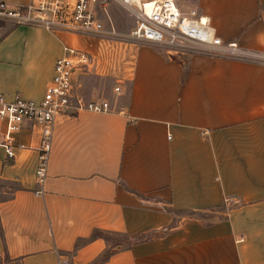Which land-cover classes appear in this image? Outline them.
<instances>
[{"label": "crops", "instance_id": "obj_1", "mask_svg": "<svg viewBox=\"0 0 264 264\" xmlns=\"http://www.w3.org/2000/svg\"><path fill=\"white\" fill-rule=\"evenodd\" d=\"M113 3L98 4L109 19L96 15L126 31L132 18ZM192 8L222 41L264 55V0H193ZM63 45L94 59L74 89L112 108L57 112L41 193L33 192L37 127L23 124L16 139L26 147L12 157L0 146L8 184L0 186V264H264V58L16 24L0 35V50L14 58L3 93L40 99ZM100 77L115 83L97 86ZM222 202L223 218L180 216L166 227L164 206Z\"/></svg>", "mask_w": 264, "mask_h": 264}, {"label": "built area", "instance_id": "obj_2", "mask_svg": "<svg viewBox=\"0 0 264 264\" xmlns=\"http://www.w3.org/2000/svg\"><path fill=\"white\" fill-rule=\"evenodd\" d=\"M132 18V25L117 32L106 26L93 10L95 0H29L11 3L0 0V22L38 25L45 29H63L80 34L123 36L124 38L155 43L171 50L194 49L228 56L264 58V55L240 49L234 41H222L207 17L190 8L180 11L175 0H113ZM104 0H100L103 7ZM104 9V8H103ZM93 57L81 48L63 45L62 53L52 64V72L38 100L0 92V146L7 157L13 156L14 147H26L18 142L16 134L25 122L38 131L34 166V193L42 192L51 143L54 117L58 111L85 108L92 111L111 110L107 99L85 100L74 89L75 75L92 68ZM115 94L120 91L116 84ZM60 264H67L65 258Z\"/></svg>", "mask_w": 264, "mask_h": 264}, {"label": "rangeland", "instance_id": "obj_3", "mask_svg": "<svg viewBox=\"0 0 264 264\" xmlns=\"http://www.w3.org/2000/svg\"><path fill=\"white\" fill-rule=\"evenodd\" d=\"M95 1L96 2L93 5L94 12L97 15L103 17V19H109V17L106 16L107 13H109V10H108L109 8L107 6H105V10H103L98 5L100 3V0H95ZM104 1L106 2V5H108L111 0H104ZM175 1L178 5L180 11H182V12H186L187 10L192 8V6H193V0H175ZM113 5H114V8L117 12L116 15H118V14L123 15L124 17L128 18L129 15L121 6H119L118 4H115V3H113ZM117 21L119 22L118 25L122 24L121 19H117ZM109 24H110V22H109ZM111 24L113 25L114 29L117 32H123L124 31L122 29L116 28L117 26L115 27L114 22H112ZM14 25H16V24H12L11 22H3V21L0 22V35H2L6 30L13 27ZM106 26H108V24ZM0 51H1V54H0L1 55V57H0V92L3 93V91H10L12 89L13 80H14V74H13L14 58H13V56L9 55V53H5V50H3V51L0 50ZM192 51H194V49L187 48V49L178 50V51H174V52H177V53L183 52L184 53V52H192ZM95 80H96L97 86H102V84H103L105 86V89L106 88L109 89L108 87H110L113 83H115L112 78H108V77H100V78L95 79ZM88 81L94 82V79L89 76V78L87 79V82ZM114 85H116V84H114ZM119 88H120V86H119ZM118 93L116 95H118ZM103 96H104V94H103ZM1 185H3V187H4V186H7L8 184L7 183H0V186ZM4 195H6L5 192L0 193V196H4ZM3 260H5V258H4V256H2L0 254V262Z\"/></svg>", "mask_w": 264, "mask_h": 264}, {"label": "trees", "instance_id": "obj_4", "mask_svg": "<svg viewBox=\"0 0 264 264\" xmlns=\"http://www.w3.org/2000/svg\"><path fill=\"white\" fill-rule=\"evenodd\" d=\"M7 31V30H6ZM128 190L134 192L136 195H140L137 191H134L130 188ZM164 208L171 214V220L167 224L166 227H170L175 225L176 220L181 216L195 217L204 220V223L212 222L216 219H220L225 217L226 206L225 203L222 202L220 205L203 207L198 209H176L170 206H164ZM146 236H142L140 238H133L132 240H143ZM77 243V242H76Z\"/></svg>", "mask_w": 264, "mask_h": 264}]
</instances>
